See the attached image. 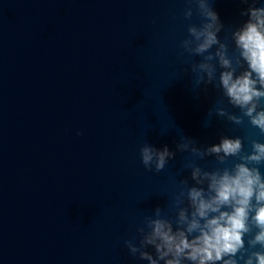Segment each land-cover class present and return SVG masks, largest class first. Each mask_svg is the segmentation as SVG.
I'll return each instance as SVG.
<instances>
[{"label":"water","instance_id":"1","mask_svg":"<svg viewBox=\"0 0 264 264\" xmlns=\"http://www.w3.org/2000/svg\"><path fill=\"white\" fill-rule=\"evenodd\" d=\"M212 6L231 48L247 6ZM201 23L188 0H0V264H147L124 241L156 207L175 217L185 165L239 161L177 151L157 173L141 146L176 151L182 137L200 147L226 135L251 154L249 138L264 143L247 119L216 115H240L217 87L197 86L202 57L181 45Z\"/></svg>","mask_w":264,"mask_h":264},{"label":"clouds","instance_id":"2","mask_svg":"<svg viewBox=\"0 0 264 264\" xmlns=\"http://www.w3.org/2000/svg\"><path fill=\"white\" fill-rule=\"evenodd\" d=\"M188 3L196 5L202 20L199 26L188 27L189 38L181 45L189 56L202 57L191 69L197 74V86L217 87L240 111L238 116L217 107L216 115L237 126H244L247 119L264 134V3L240 0L247 6L240 16L247 19L232 31L231 48L219 38L225 25L212 0ZM184 15L191 19L192 7ZM249 142L251 154L244 151L243 138L226 135L217 144L200 147L195 140L182 137L176 151L145 142L140 148L141 162L157 173L176 158L177 151L200 159L215 157L221 165L233 158L239 162L213 171L186 164L190 179L180 181L174 197L175 217L168 218L156 207L137 227L138 236L124 241L131 255L147 264H264V143L252 138Z\"/></svg>","mask_w":264,"mask_h":264}]
</instances>
